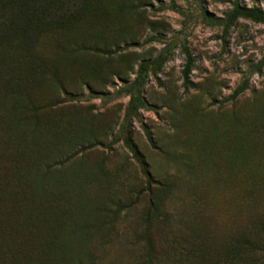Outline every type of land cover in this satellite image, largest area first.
I'll return each instance as SVG.
<instances>
[{
    "label": "rangeland",
    "instance_id": "1",
    "mask_svg": "<svg viewBox=\"0 0 264 264\" xmlns=\"http://www.w3.org/2000/svg\"><path fill=\"white\" fill-rule=\"evenodd\" d=\"M234 4L264 9V0L0 1V102L13 88L33 120L78 117L68 158L100 167V189L88 192L105 207L102 229L83 238L84 264H140L146 251L159 258L188 241V229L217 242L264 218V22L224 28ZM51 79L72 99L52 104Z\"/></svg>",
    "mask_w": 264,
    "mask_h": 264
},
{
    "label": "trees",
    "instance_id": "2",
    "mask_svg": "<svg viewBox=\"0 0 264 264\" xmlns=\"http://www.w3.org/2000/svg\"><path fill=\"white\" fill-rule=\"evenodd\" d=\"M241 17L264 22V9L234 4L220 21L227 28ZM182 53L180 74L187 87L193 58L186 47ZM50 87L56 95L52 104L74 96L56 79H51ZM241 90L236 87L231 97ZM4 95L0 102V264H84L91 256L83 238L91 230L102 229L97 216L105 207L88 192L92 182L102 181L99 165L84 166L68 158L74 145L72 133L81 131L83 123L78 117L33 120L34 107L24 94L9 88ZM100 185L94 190L98 192ZM157 192H150L148 198L150 217L158 216L161 193ZM77 228L84 232H78L79 237ZM193 229H188V241H178L176 249L160 254L162 258L146 251L140 264H264L260 255L264 218H253L241 232L217 242Z\"/></svg>",
    "mask_w": 264,
    "mask_h": 264
}]
</instances>
